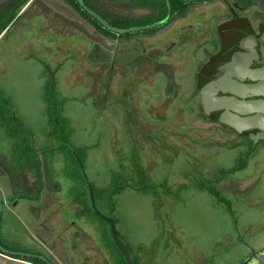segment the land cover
<instances>
[{
	"label": "rangeland",
	"instance_id": "1",
	"mask_svg": "<svg viewBox=\"0 0 264 264\" xmlns=\"http://www.w3.org/2000/svg\"><path fill=\"white\" fill-rule=\"evenodd\" d=\"M14 17L9 15L1 29L8 28L0 40V104L12 110L14 122L32 135L31 145L33 140L39 151L63 146L56 118L64 141L83 154L100 198L109 195L116 180L125 186L113 198V212L137 264H239L264 248V141L242 138L207 119L199 107L196 87L202 83L197 85L196 75L204 59L202 31L195 32L193 45L183 47L186 59L175 53L180 92L166 111L164 79L151 85L150 78L137 91L131 87V71L124 72L115 62L97 65L89 56L100 41L112 46V53L124 55L128 35L140 31H31L28 27L36 20L30 13ZM139 71L133 74L143 75ZM133 102L139 110L126 108ZM153 106L160 107L155 115L140 109ZM8 145L0 126V159L6 162ZM40 160L49 161L42 151ZM48 167V184L36 202L15 199L9 179L0 175L2 247L22 248L6 238L13 234L20 245L34 248L32 238L45 233L50 247L37 249L55 261L61 257L58 264H115L108 226L80 205L82 182L72 159L61 151ZM138 167L158 195L130 187L140 182ZM29 176L35 183V175ZM210 186L230 207L210 193ZM99 201L106 214V200ZM76 231L84 235L75 238Z\"/></svg>",
	"mask_w": 264,
	"mask_h": 264
},
{
	"label": "flooded vegetation",
	"instance_id": "2",
	"mask_svg": "<svg viewBox=\"0 0 264 264\" xmlns=\"http://www.w3.org/2000/svg\"><path fill=\"white\" fill-rule=\"evenodd\" d=\"M82 1L92 12L115 28L124 30L136 27L141 28L138 30L140 31L139 33L128 35L129 41L125 43L124 55H121L119 50L116 51L117 55H121L120 58H117V55L112 53L110 49L112 46L101 41L95 44L89 56L92 61H97V65H109L115 62L123 68L124 72L131 71L130 73L133 75L130 82L131 87L137 88V91L138 87L150 78H153L151 85L156 82L159 83L160 78L164 79L163 82H165L166 87L163 96L165 97L164 99L168 100V103H165L163 108L166 111L170 109L171 103L175 101L177 94L180 92L173 61L175 53L178 50L185 59L188 57L186 51L182 49L184 46L192 44L197 38L195 36L196 31L203 32L201 46L203 52L201 54L204 56L196 75L197 85L200 82L202 83L201 85H204L208 81L221 78L226 73L223 68L227 64L232 63L235 57L247 52L246 49H242L238 45V42L240 43L242 40L251 41V45L255 47L257 45L256 37H264V0ZM9 2L11 3L10 14L15 15L14 18L18 17L19 19L23 12H28L36 20L33 23L31 21L32 24L28 27L32 31H79L90 34H93L94 31H110L94 16L84 10L77 0H10ZM185 31L189 32L186 33ZM253 40L254 43H252ZM253 58L252 61L255 62L250 65V69L264 66L261 63L259 65L255 64L261 59L264 60V39L260 43V56L257 58L256 55ZM138 69L142 70L139 72L143 75L133 74L138 72ZM200 86L199 88L196 87L201 99L199 107L207 115ZM127 94L129 98L132 97L129 95L130 93ZM135 103H131L132 105L128 103V106L125 107L139 110L136 108ZM159 108L153 106L145 110L140 107L144 113L149 115H155V110ZM135 112L140 114L139 111ZM219 113L221 111H213L212 115ZM251 132L261 137L264 135L259 130ZM247 138L250 139L249 137ZM80 190L82 194L80 200L85 202L87 198V196H84L86 195V190L83 188ZM72 200L75 202L74 205L79 203V201ZM14 202L15 200H13ZM80 205L84 209V204ZM42 224L43 222L39 225L42 227ZM82 235H84L83 232H75V238ZM37 237L38 240L32 238L33 245L36 246L28 248L20 245L16 236H13L10 241L22 248L10 251L31 255V257H22L28 264H39L40 262L38 261H43L40 257L45 258L51 264H58V261H61V257L57 256L55 261L37 249L38 247L41 249L50 247L49 241L45 239L42 233H39ZM75 238L72 239L74 240ZM111 255L115 264L121 263L122 257L117 252L115 254L112 252ZM15 258L22 259L16 256ZM43 262L48 264L45 261Z\"/></svg>",
	"mask_w": 264,
	"mask_h": 264
},
{
	"label": "water",
	"instance_id": "3",
	"mask_svg": "<svg viewBox=\"0 0 264 264\" xmlns=\"http://www.w3.org/2000/svg\"><path fill=\"white\" fill-rule=\"evenodd\" d=\"M77 2L84 8V10L89 12L101 24L107 27L110 32L122 35L136 32L141 29L138 27L129 30L115 28L108 24L100 16L92 12L82 0H77ZM242 38H244V36H242ZM263 39L264 37H256L257 45L255 47L254 45H251V41L242 40L240 43L238 42V45L241 46L242 49H246L247 52L241 56L239 55L235 57L232 63L227 64L223 68L226 73L221 78L208 81L207 83H204V85L200 86V92L203 97L207 115L212 117L213 115L211 114L213 111H221V113L214 115L215 120L235 130L239 135L249 137L254 142H258L262 137L256 133H252L251 131L259 130L264 133V66L250 69V65L255 62L252 61L254 56L257 55V58L260 56V43ZM252 43H254V40ZM260 63L264 65V60L261 59L255 64L259 65ZM52 111L53 108L51 113ZM13 117L14 121L17 123L14 113ZM53 119L55 121V125L59 129L58 134L61 145L72 151L80 166L83 178L88 186L90 203L93 212L96 216L108 224L112 242L123 255L126 264H136L131 250L119 234L113 210H111L109 215H106L98 207L94 186L86 173L82 159L72 145L64 141L63 128L61 124L56 118ZM28 135L32 139V135ZM3 208L4 203L0 200V231L2 226ZM0 253L10 257H31V255L26 253H18L5 249L2 247L1 243ZM40 258L48 264H51L45 258ZM239 264H264V248L259 251H252Z\"/></svg>",
	"mask_w": 264,
	"mask_h": 264
},
{
	"label": "trees",
	"instance_id": "4",
	"mask_svg": "<svg viewBox=\"0 0 264 264\" xmlns=\"http://www.w3.org/2000/svg\"><path fill=\"white\" fill-rule=\"evenodd\" d=\"M3 32H4L3 30L0 31V35ZM54 85H55V80H54V77L52 75V81L50 83L49 98L54 93ZM11 115H12V110L8 109L6 107H3L0 104V126L3 127L5 132H6L7 141L9 143L8 150H9V154H10L8 162L0 159V175L7 177L9 179L10 186L13 188L15 199H17V200L25 199L28 201L40 200L41 193L44 190L45 182L48 184L47 177H46V174L44 172V167L45 166L47 167V172H48V169L51 170V168L48 167L49 161H52L57 153H59L61 151H65V152H67L69 157L72 159V161L74 163V167L76 169V172L79 173V179L82 182L80 187H82L84 190H86V196H87L86 201L81 202L82 204H84L85 213L92 214L99 221L105 223L108 226V224L105 221L101 220L98 216L95 215V213L93 212V210L91 208L88 186H87V184L83 178L80 166H79L78 162L76 161L72 151L65 146L64 147L63 146L58 147V148H57V146H55V147H49L48 149L41 150L43 152L44 156L48 157V159H49V161L47 160L48 162H43L42 160H40V153L39 152H41V151L37 150L35 146L31 145V137L28 134H26L20 130V127L14 122ZM205 117L207 119H211L215 122H218L214 118L212 119L209 115L205 114ZM219 124L222 125L223 127L231 129L230 127H228L224 124H221V123H219ZM231 130H233V129H231ZM241 137L248 139L247 137H244V136H241ZM248 140L251 141L252 143H254V141H252L250 139H248ZM262 141H264V135L261 138V142ZM66 142L69 143L67 140H66ZM133 150H135L134 148H132V152L135 153ZM76 152L79 154L80 158L82 159V161L84 163L83 154H80L77 150H76ZM50 164H52V162H50ZM27 167H29L28 172H26V170H25V168H27ZM233 172H235V171H233ZM31 173H33L35 175V178H36L35 183L30 181L31 178L29 175ZM226 173H227L226 171H225V173L222 172V177H225ZM137 174H139V178H140L139 184L138 185H131L130 187L137 190L138 192L152 193V194L158 195L156 186L150 184V182L147 179L146 172L144 171V169H141V167H138ZM75 179H76V177H75ZM93 186H94V184H93ZM164 186L166 187V184H164ZM124 187L125 186L118 185V182L116 180L114 183V188L109 193V195L105 198H104V196L102 198H100V196H99L100 194L96 191L95 186H94L95 197H96V202H97L98 207L100 208V204H99L100 201L99 200L104 199L107 202V206H108L109 211L106 213V215H109L111 210L114 209L113 208V198H114L115 194L117 192H119ZM209 191L220 202H223L228 207H230V203L227 202L226 200H224L220 196V194L216 191L215 188H212L210 186ZM32 192H35V194H33ZM108 228H109V226H108ZM109 236H110V232H109ZM110 242H111V245L113 246V249L122 257V261L119 264H126L123 255L120 253V251L113 244L111 236H110ZM38 262H40L41 264H45L43 261H38ZM135 263L137 264L136 260H135Z\"/></svg>",
	"mask_w": 264,
	"mask_h": 264
},
{
	"label": "crops",
	"instance_id": "5",
	"mask_svg": "<svg viewBox=\"0 0 264 264\" xmlns=\"http://www.w3.org/2000/svg\"><path fill=\"white\" fill-rule=\"evenodd\" d=\"M9 1L10 0H8V2L6 0H0V31L5 26L6 21L9 19V15H11V14H8V12H10V5H11V3ZM7 29L8 28L3 30V31H5L4 34H7V32H8ZM108 32H110V31H108ZM110 33H112V32H110ZM4 34L2 36L0 35V40L4 37ZM1 98H2V96L0 95V99ZM8 204H11V203H8ZM4 207H5V203H4ZM3 210H4V208H3ZM44 235L49 236L48 234L43 233V236ZM13 236L15 237V235L11 234L6 238L11 239V238H13ZM0 264H28V263L26 262V260L24 258L18 259L15 257L5 256V255H2L0 253Z\"/></svg>",
	"mask_w": 264,
	"mask_h": 264
}]
</instances>
